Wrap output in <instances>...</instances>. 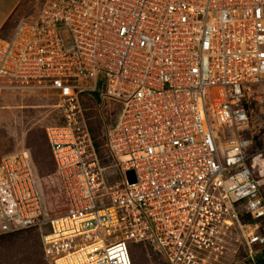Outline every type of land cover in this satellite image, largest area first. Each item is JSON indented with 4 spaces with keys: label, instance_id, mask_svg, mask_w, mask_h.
Returning <instances> with one entry per match:
<instances>
[{
    "label": "built area",
    "instance_id": "obj_1",
    "mask_svg": "<svg viewBox=\"0 0 264 264\" xmlns=\"http://www.w3.org/2000/svg\"><path fill=\"white\" fill-rule=\"evenodd\" d=\"M0 83L55 97L45 178L60 207L27 149L5 155L0 237L36 231L49 264H132L135 245L161 264H231L228 239L234 264H256L264 0H45L0 35ZM86 101L115 109L98 146Z\"/></svg>",
    "mask_w": 264,
    "mask_h": 264
},
{
    "label": "rangeland",
    "instance_id": "obj_2",
    "mask_svg": "<svg viewBox=\"0 0 264 264\" xmlns=\"http://www.w3.org/2000/svg\"><path fill=\"white\" fill-rule=\"evenodd\" d=\"M44 2L45 0H19L14 12L0 29V35L7 34L17 20L34 18ZM55 102L51 92L40 85L0 83V159L23 149L29 151L36 173L41 178V190L47 207L52 210L51 214L60 210V207L59 202L54 201L55 189L45 178L52 170V163L45 144L44 127L56 120ZM83 104L89 107L86 112L91 117L88 121L89 128L98 146L101 144V132L113 120L115 109L111 106L102 110L98 106L92 108L93 105L87 101ZM102 117L105 120L102 121ZM262 194L264 197V184ZM225 240L231 255L228 258L234 264L241 255V249H236L237 242L234 240ZM135 246L131 256L132 264H161L150 247ZM0 264H49L42 256L38 233L24 230L1 240Z\"/></svg>",
    "mask_w": 264,
    "mask_h": 264
},
{
    "label": "crops",
    "instance_id": "obj_3",
    "mask_svg": "<svg viewBox=\"0 0 264 264\" xmlns=\"http://www.w3.org/2000/svg\"><path fill=\"white\" fill-rule=\"evenodd\" d=\"M19 0H0V29L14 12Z\"/></svg>",
    "mask_w": 264,
    "mask_h": 264
},
{
    "label": "trees",
    "instance_id": "obj_4",
    "mask_svg": "<svg viewBox=\"0 0 264 264\" xmlns=\"http://www.w3.org/2000/svg\"><path fill=\"white\" fill-rule=\"evenodd\" d=\"M10 235L12 234H8L0 237V241L4 240L6 237ZM256 264H264V250H262L261 253L256 256Z\"/></svg>",
    "mask_w": 264,
    "mask_h": 264
},
{
    "label": "water",
    "instance_id": "obj_5",
    "mask_svg": "<svg viewBox=\"0 0 264 264\" xmlns=\"http://www.w3.org/2000/svg\"><path fill=\"white\" fill-rule=\"evenodd\" d=\"M126 175L128 177V181L132 180V172L131 171H126Z\"/></svg>",
    "mask_w": 264,
    "mask_h": 264
}]
</instances>
